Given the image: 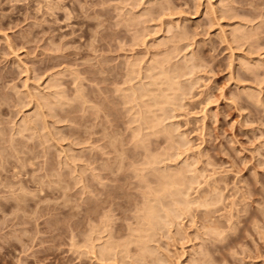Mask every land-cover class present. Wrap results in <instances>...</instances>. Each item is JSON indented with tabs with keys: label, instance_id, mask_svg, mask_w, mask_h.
Returning a JSON list of instances; mask_svg holds the SVG:
<instances>
[{
	"label": "rangeland",
	"instance_id": "1",
	"mask_svg": "<svg viewBox=\"0 0 264 264\" xmlns=\"http://www.w3.org/2000/svg\"><path fill=\"white\" fill-rule=\"evenodd\" d=\"M0 264H264V0H0Z\"/></svg>",
	"mask_w": 264,
	"mask_h": 264
},
{
	"label": "bare ground",
	"instance_id": "2",
	"mask_svg": "<svg viewBox=\"0 0 264 264\" xmlns=\"http://www.w3.org/2000/svg\"><path fill=\"white\" fill-rule=\"evenodd\" d=\"M234 31H235V30H234ZM239 31H240V30H239ZM240 32H241V31H240ZM240 36H241V35H240ZM152 61H153V60H152ZM161 61H162V60H161ZM156 63H158V62H156ZM162 63H163V62H162ZM150 64H151V62L149 63V65H150ZM185 64H186V62H185ZM133 65H134V64H133ZM156 65H157V64H156ZM156 65H154V66H156ZM159 65H160V64H159ZM159 65H158V66H159ZM188 65H189V64H188ZM188 65H187V66H188ZM158 66H157V67H158ZM161 67H162V66H161ZM131 68L133 69V67H131ZM153 68H154V67H153ZM158 69H159V67H158ZM160 69H161V68H160ZM162 69H165V68H162ZM148 70H149V69H148ZM153 70H154V69H153ZM153 70H152V72H153ZM168 70H169V69H168ZM154 71H155V70H154ZM159 71H160V70H159ZM161 71H162V73H161V75H160L159 73H160ZM161 71H160V72L157 71L158 74H159V76L157 75L156 77H158L159 79H158V78L156 79V78L154 77V78H155V81H156V82L158 81L157 84H156V82H155L154 85L157 86L156 88L159 89V87H161L159 82L162 81L161 84L165 87V88H163V89H164V92L167 91V90L169 89L167 92H165L166 95H165V94H162V92H161L163 86L161 87V90L159 89V91H160L161 93H157L156 95H155L154 93L158 92V91H157L158 89L154 88L156 91H154V89H153V91H151V94H150L151 96H150V95H147V96H150V97L148 98V100H149L150 98L153 97L152 100L150 99L151 101L149 100V103H150V102L152 103V101H153L152 106H154V107L150 106L152 110L150 109V107L148 108V105H145L144 103H142V104H140V105L143 106V104H144L145 106H147V107L144 106V107L146 108V112L144 111L145 108H144L143 111H142V109L140 110L139 107H136V108H139V111H142L141 114H139V115H140V119H141V116H142V117L144 116V115H143L144 112H145L146 116H148V117H150V115L152 114V115H151L152 118L149 119V118L147 117V118L149 119V122H146V120L148 121V119L146 118V116H145V118H142L143 120H142V119L140 120L141 122L146 123V124H144V123L141 124V123H140L141 126L144 124L145 127H146V129H147V126H148V127L151 126L150 129L154 126V127H153V130H154V128H156V123H157V121H158L159 119L162 118V117H160V114L162 113V111H163V114L166 115V113H164V112L166 111V107H167V106H166V101L168 100V97L173 96V94H174V92H175L172 88H174V87L176 86V85H175L176 82L174 83L173 79H171V78L173 77L174 72H173V74L171 73V74H172V77L170 76V78H169V76H167V75H171L170 73L168 74L169 71H167V73H166L165 70H161ZM154 73H155V72H153V74H154ZM163 73H166V74L164 75ZM163 75H164V76H163ZM152 77H153V76H152ZM160 77H161V78H160ZM163 77H164V79H163ZM154 78H150L149 83L151 84V86H150V85H147V88H148V86H150L151 88L154 86V85H152V84H153L152 82H154ZM173 78H174V77H173ZM162 79H163L165 82H163ZM174 79H175V78H174ZM144 80H145V79H144ZM151 80H152V81H151ZM160 80H161V81H160ZM140 81H141V80H140ZM140 81H139V82H140ZM172 81H173V82H172ZM145 82H146V81H145ZM149 83H147V84H149ZM158 83H159V87H158ZM173 83H174V84H173ZM51 84H52V83H51ZM143 84H144V83H143ZM145 84H146V83H145ZM145 84H144V85H145ZM140 85H141V84H140ZM171 85H172V86H171ZM174 85H175V86H174ZM155 86H154V87H155ZM166 86L169 87V88L166 89V88H167ZM170 86H171V87H170ZM173 86H174V87H173ZM142 87H143V86H142ZM176 89H179V88L176 87ZM176 89H175V90H176ZM125 90H126V89H125ZM139 90H140V89H139ZM150 90H151V89H150ZM170 90H172V91H170ZM123 91H124V90H123ZM134 91H135L136 93H138V94L140 93V91L142 92V94L140 93L139 96L136 95L135 97H140V96H141L142 99H143V97H145V95H143V94H145L144 88H143V89L141 88L140 91L133 90V91H131V93H134ZM146 91H147V90H146ZM162 91H163V90H162ZM169 91H170L171 93H173V94H171ZM173 91H174V92H173ZM177 91H178V90H177ZM58 92H59V91H58ZM58 92H57V93H58ZM129 92H130V91H129ZM143 92H144V93H143ZM152 92H154V93H152ZM164 92H163V93H164ZM168 92H169L170 94H169ZM149 93H150V92H149ZM177 93H179V92H177ZM177 93H176V94H177ZM180 93H181V92H180ZM180 93H179V94H180ZM123 94H124V92H123ZM146 94H148V92H147ZM153 94H154L155 97L153 96ZM158 94H160V95H158ZM168 94H169V96L167 97ZM176 94H175V96H176ZM56 95H58V94H56ZM59 95H60V94H59ZM142 95H143V96H142ZM47 96H48V95H47ZM80 96H81V95H80ZM132 96H133V99H134V98H135L134 95H132ZM156 96H157V97H156ZM175 96H173V97H175ZM177 96H178V95H177ZM177 96H176V98H177ZM56 97H57V96H56ZM141 97L138 98V99L140 100ZM181 97H182V94H181ZM183 97H184V96H183ZM53 98H54V97H53ZM60 98H61V97H60ZM124 98H125V96H124ZM145 98H146V97H145ZM82 99H83V98H82ZM131 99H132V97H131ZM146 99H147V98H146ZM173 99H174V98H173ZM55 100H56V98H55ZM60 100H61V99H60ZM60 100H59V101H60ZM143 100H144V99H143ZM158 100H161V101H159V102L157 103ZM170 100H171V102H172V97L167 101V103L170 102ZM134 101H138V100L135 98ZM134 101H133V102H134ZM141 101H142V100H141ZM141 101H139V102L141 103ZM144 101H145V100H144ZM43 102H44V101H43ZM43 102H42V103H43ZM60 102H61V101H60ZM142 102H143V101H142ZM164 102H165V103H164ZM179 102H180V101H179ZM44 103H45V102H44ZM134 103H135V102H134ZM136 103H137V102H136ZM136 103H135V104H136ZM160 103H163V104H160ZM172 103H173V102H172ZM177 103H178V102H177ZM180 103H181V102H180ZM180 103H179V104H180ZM138 104H139V103H138ZM164 104H165V107H164V106H161V105H164ZM169 104H170V103H169ZM174 104H176V103L174 102ZM51 105H53V104H51ZM57 105H59V104H57ZM136 105H137V104H136ZM171 105H172V104H171ZM48 106H50V105H48ZM173 106H174V105H173ZM178 106H179V105H178ZM181 106H182V105H181ZM50 107H51V106H50ZM52 107H53V106H52ZM155 107H156V109H155ZM157 107H158V108H157ZM161 107H162V108H161ZM163 107L165 108V110L163 109ZM175 107H176V106H175ZM175 107H174V108H175ZM167 108H168V107H167ZM174 108H173V109H174ZM179 108H180V106H179ZM181 108H182V107H181ZM154 109H155L156 111H158L157 109L160 110V111H158V113L161 112V113H159V116L157 115L158 113H157ZM177 109H178V108H177ZM153 110L155 111V113L153 112ZM174 110H175V109H174ZM52 111H53V110H52ZM135 111H136V110H135ZM139 111H138V112H139ZM147 111H148V112H147ZM170 111H171V110H170ZM175 111H176V110H175ZM151 112H152V113H151ZM139 113H140V112H139ZM149 113H151V114H149ZM172 113H173V112H172ZM155 114H156V121L153 119V117L155 118ZM163 114H161V116H162ZM164 115H163V116H164ZM137 116H138V113H137ZM135 117H136V116H135ZM158 117H159V118H158ZM137 118H138V117H137ZM157 118H158V119H157ZM171 118H173V117H171ZM134 119H135V118H134ZM134 119H133V120H134ZM144 119H146V120L144 121ZM164 119H166V118H164ZM138 120H139V119H138ZM150 120H151V121H150ZM162 120H163V119H162ZM140 121H139V122H140ZM153 121L155 122V124L152 123ZM27 122H28V121H27ZM131 122H132V121H131ZM135 122H136V120H135ZM135 122H134V123H135ZM139 122H138V125H139ZM159 122H160V124H161V120L158 121V124H157L158 128L162 129V131L164 130L163 132L166 133V131H167V134H170L171 132L168 131V130L165 131V128H162V127H163L162 125L159 126ZM148 123H149V124H148ZM151 123H152V125H151ZM24 124H25V123H24ZM135 125H136V124H135ZM144 125H143V126H144ZM136 126H137V125H136ZM169 126H170V125H169ZM172 126H173V125H172ZM137 128H138V127H137ZM141 128H142V127H141ZM158 128H157L158 131H156V129L153 131L152 129L150 130V129L148 128V129H149V132H151V133H149V132H148V133H149V134H153V133L155 132L153 135L158 134V132L161 131V130H159ZM167 128H168V127H167ZM138 129H140V128H138ZM148 129H147V131H148ZM169 129H170V128H169ZM171 129H172V128H171ZM139 131H141V129H140ZM136 132H137V131H136ZM163 132H162V133H163ZM168 132H169V133H168ZM159 133H160V132H159ZM136 135H137V134H136ZM142 135H144V134H142ZM159 135H160V134H159ZM171 135H172V133H171ZM150 136H151V135H150ZM155 136H156V135H155ZM142 137H143V136H142ZM169 138H171L170 135H169ZM143 139H144V138H143ZM143 139H142V140H143ZM112 140H113V139H112ZM139 140H140V139H139ZM144 141H145V140H144ZM144 144H145V143H144ZM154 159H155V158H154ZM153 162H154V161H153ZM150 163H152V162H150ZM186 163H187V162H186ZM156 165H157V164H156ZM158 166H159V165H158ZM158 166H157V167H158ZM186 166H187V165H186ZM189 166H190V165H189ZM154 167H155V166H154ZM105 168H106V167H105ZM148 168H149V167H148ZM150 168H151V167H150ZM169 168H170V167H169ZM188 168H189V167H188ZM188 168H187V169H188ZM152 170H155V168H153ZM157 170H158V168H157ZM157 170H156V171H157ZM159 170H160V169H159ZM166 170H167V169H166ZM188 170H189V169H188ZM191 170H192V169H191ZM193 170H194V169H193ZM147 171H149V170H147ZM150 171H151V170H150ZM164 171H165V170H164ZM172 171H173V170H172ZM172 171H169V172H171L172 174H171V173L168 174V172H166L167 174H166V173H161L162 171H161V172L158 171V172H159V177H160L161 175H163V176H162L163 178L160 177V178H161V181L159 180L160 182H163V183H162V184H163V187L161 186L162 184H161L160 182L157 181L158 183H160V184H158V185H160V187H162V188H161L162 190H160V192H162V198L160 197L161 195L159 196L161 199H163V196H164V194H165L166 192L170 191V192H168V196L170 197V195H172L171 198H173V200L170 198L172 202L169 200V203L171 202V207H170V208H167V209H164V210L162 209V210L164 211V213H163V211L160 209V208L162 207V205L160 204L162 200L160 201L159 199H157L158 196L155 197V199H157L158 201H160V202L158 203V204H159L158 206H159V209H160V210H158V206L156 207L158 201L155 200L156 202H154V203H156V204H154L155 207H156L155 209L158 210V211H162V214H165V218H164V216H163V218L166 219V221H167L168 223L174 221L173 218H177L178 216L180 217L181 214L184 213V211H187V210H189V209L191 210L190 206H191L192 204L195 203L194 205H192V207L194 208L195 205H196V202H197V201L195 202L194 200H192V201H194V203H191V202H190V199L188 200V198H187L188 195L185 194L186 191L184 192V190H182L185 186H184L182 189H181L180 186H179L178 189L176 188V185H177V184H175V183H177V181H176V180H177V179H176L177 177L175 178V174H176L178 171H177V172H172ZM186 172H187V171H186ZM189 172H190V171H189ZM194 172L196 173V171H194ZM149 173H150V172H149ZM178 173H179V172H178ZM195 173H194V174H195ZM157 174H158V173H157ZM184 174H185V173H184ZM196 174H197V173H196ZM170 175H173V177H174L176 180H175L173 177L171 178ZM190 175H191V174H190ZM176 176H177V174H176ZM156 177H157V176H156ZM180 177H181V175L179 174V178H180ZM193 178H194V177H193ZM142 179H143V178H142ZM158 179H159V178H158ZM173 179H174V180H173ZM180 179H181V178H180ZM195 179H196V178H195ZM195 179L192 181L193 183H194V181H196ZM185 180H186V179H185ZM173 181H175V182H173ZM188 181H189V180H188ZM52 182H53V181H52ZM192 182H191V183H192ZM20 183H21V182H20ZM188 183H189V182H188ZM193 183H192V184H193ZM174 184H175V185H174ZM181 184H182V183H181ZM195 184H197V182H195ZM158 185H157V186H158ZM185 185H187V183H186ZM190 185H191V184H190ZM190 185H189V186H190ZM214 185H215V184H214ZM181 186H183V185H181ZM191 186H193V185H191ZM191 186H190V187H191ZM173 187H174V189H173ZM214 187H215V186H214ZM192 188H193V187H192ZM192 188H190V189H192ZM19 189H20V188H19ZM155 189H156V188H155ZM176 189H177L178 191H179V189H181V190L178 192ZM185 189H186V188H185ZM150 190H151V189H150ZM171 190H173L174 193L171 192ZM153 191H154V189H153ZM190 191H191V190H189V192H190ZM151 192H152V191H151ZM175 192H176V193L178 192V193L176 194ZM183 192H184V193H183ZM154 193H155L154 195H156V194H161V193H157V192H154ZM163 193H164V194H163ZM170 193H171V194H170ZM169 194H170V195H169ZM173 194H174V195H177V197L174 196ZM181 194H182V196H181ZM210 194H211V193H210ZM207 195H208V194H207ZM183 196H185V197H183ZM186 196H187V197H186ZM147 197H148V196H147ZM159 197H158V198H159ZM174 197H175V198H174ZM189 197H190V196H189ZM207 197H208V196H207ZM149 198H151V196H150ZM152 198H154V196H153ZM152 198H151V199H152ZM165 198H166V197H165ZM168 199H169V198H168ZM197 200H198V199H197ZM146 201L148 202V200H146ZM205 201H206V200L204 199V203H203V204H205ZM150 202H151V201H150ZM152 202H153V200H152ZM162 202H163V201H162ZM207 202H208V201H207ZM163 203H164V202H163ZM163 203H162V204H163ZM146 204H150V203L148 202V203H146ZM166 204H167V203H166ZM198 204H199V203H198ZM198 204H197V205H198ZM203 204H202V201H201V202H200V206H202ZM160 205H161V206H160ZM203 206H206V204L203 205ZM203 206H202V207H203ZM146 208H147V209H145V211H147V212H146V215H145V213H144V217L146 216V218H147V221H146L147 223H146V224H148L149 229H153L154 224H157V225H156V226H157L156 228H159V229H160V226L158 225V223H159V222H158V217L156 216L157 212H155L154 206L149 205V207H146ZM162 208H163V207H162ZM205 208H206V207H205ZM206 209H207V208H206ZM193 210H194V209H193ZM207 212H208V211H207ZM207 212H205V213L208 215ZM206 214H205V216H207ZM208 216H209V215H208ZM207 218H210V216L207 217ZM172 219H173V220H172ZM202 219H203V217H202ZM210 219L212 220L213 218H210ZM178 220H179V219H178ZM205 220H207V219H205ZM212 221H213V220H212ZM172 223H174V222H172ZM204 223H205V222H204ZM209 223L211 224V222H209ZM160 224H161V223H160ZM211 225L213 226V224H211ZM214 225H215V224H214ZM148 226H146V229H145L146 231H144V232H149V230L147 229ZM208 226H209V225H208ZM210 227H211V226H210ZM214 227H215V226H214ZM208 228H209V227H208ZM211 229L213 230V228H211ZM147 230H148V231H147ZM157 230H158V229H157ZM214 230H215V229H214ZM140 232H141V231H140ZM140 232H139V233H140ZM150 233H151V232H150ZM152 233H153V232H152ZM154 233H155V232H154ZM142 234H144V233H141V235H142ZM141 235H140V236H141ZM148 235H149V234H148ZM148 235H146V236H148ZM150 235H151V234H150ZM152 235L154 236V234H152ZM138 236H139V235H138ZM140 236H139V237H140ZM142 236H144V235H142ZM142 236H141V241H143V240H142ZM146 236H145V237H146ZM146 238H147V237H146ZM150 238H151V237H150ZM150 238H149V239H150ZM147 239H148V238H147ZM147 239H146V240H147ZM139 240H140V239H139ZM144 240H145V239H144ZM141 241H139V242H141ZM148 241H149V240H148ZM147 243H148V242H147ZM107 244H108V245H105V246H109V243H107ZM142 244H143V243H142ZM90 245H91V244H90ZM115 245H116V244H115ZM115 245H114V247H116ZM97 247H98V246H97ZM100 247H101V245H100ZM112 247H113V246H112ZM139 247H140V246H139ZM147 247H148V246H147ZM92 248H93V246H92ZM106 248H107V247H106ZM90 249H91V247H90ZM99 249H100V248H99ZM102 249H103L104 251H107V249L105 250V248L103 247V244H102ZM143 250H145V249H143ZM146 250H148V249L146 248ZM146 250H145V251H146ZM110 251H111V250H109L108 252H110ZM114 251H115V250H114ZM114 251H113V249H112V253H113ZM149 251H150V250H149ZM98 252H99V251H98ZM95 253H96V252H95ZM101 253H102V250H101ZM101 253H100V254H101ZM148 253H149V252H148ZM148 253H147V254H148ZM150 253H151V252H150ZM150 253H149V254H150ZM149 254H148V255H149ZM151 254H152V253H151ZM101 255L103 256V254H101ZM101 255H100V256H101ZM135 257H136V256H135ZM108 258H109V257H108ZM102 259H103V258H102ZM137 260H138V259H137Z\"/></svg>",
	"mask_w": 264,
	"mask_h": 264
}]
</instances>
